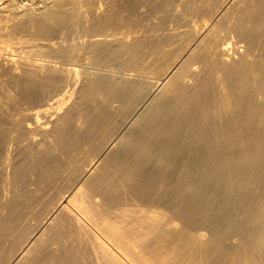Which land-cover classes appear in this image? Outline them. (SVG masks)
I'll return each mask as SVG.
<instances>
[{
	"label": "bare ground",
	"instance_id": "1",
	"mask_svg": "<svg viewBox=\"0 0 264 264\" xmlns=\"http://www.w3.org/2000/svg\"><path fill=\"white\" fill-rule=\"evenodd\" d=\"M10 8L0 264H264V0Z\"/></svg>",
	"mask_w": 264,
	"mask_h": 264
},
{
	"label": "rangeland",
	"instance_id": "2",
	"mask_svg": "<svg viewBox=\"0 0 264 264\" xmlns=\"http://www.w3.org/2000/svg\"><path fill=\"white\" fill-rule=\"evenodd\" d=\"M54 1H56V0H0V9L8 10L11 6L16 7V10L17 9L21 10L22 7H27V6H29V7L33 6V8H40L43 5L49 4L51 2L53 3ZM9 5H10V7H9ZM13 7H11V8H13Z\"/></svg>",
	"mask_w": 264,
	"mask_h": 264
}]
</instances>
